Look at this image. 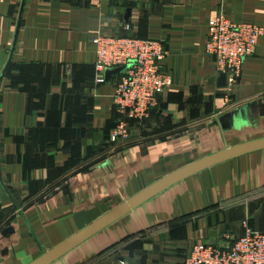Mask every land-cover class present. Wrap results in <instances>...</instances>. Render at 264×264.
Masks as SVG:
<instances>
[{
	"label": "crops",
	"instance_id": "crops-1",
	"mask_svg": "<svg viewBox=\"0 0 264 264\" xmlns=\"http://www.w3.org/2000/svg\"><path fill=\"white\" fill-rule=\"evenodd\" d=\"M219 13L264 28V0H0V264H183L264 231V36L229 86L203 51ZM98 34L167 51L171 86L117 147Z\"/></svg>",
	"mask_w": 264,
	"mask_h": 264
},
{
	"label": "built area",
	"instance_id": "built-area-1",
	"mask_svg": "<svg viewBox=\"0 0 264 264\" xmlns=\"http://www.w3.org/2000/svg\"><path fill=\"white\" fill-rule=\"evenodd\" d=\"M264 28L252 22L235 23L223 13L206 24L203 51L216 64L219 75L233 85L240 78L244 59L252 55ZM99 83H113L112 105L118 120L109 134L115 147L126 144L133 125L142 123L157 106L160 96L171 86L162 72L167 55L163 42L115 34H98L92 39ZM123 67L106 80L105 72ZM244 232L230 240L223 233L217 240L192 244L183 264H264V231L244 225Z\"/></svg>",
	"mask_w": 264,
	"mask_h": 264
},
{
	"label": "water",
	"instance_id": "water-1",
	"mask_svg": "<svg viewBox=\"0 0 264 264\" xmlns=\"http://www.w3.org/2000/svg\"><path fill=\"white\" fill-rule=\"evenodd\" d=\"M122 70H123V67H118V68H114V69H111V70H107V71L105 72L106 80H107L109 77H111V76H113V75L119 73V72L122 71ZM220 76H221V77H224V75H220ZM222 157H224V155H219L218 157L214 158L213 160L216 161V160L221 159Z\"/></svg>",
	"mask_w": 264,
	"mask_h": 264
},
{
	"label": "rangeland",
	"instance_id": "rangeland-1",
	"mask_svg": "<svg viewBox=\"0 0 264 264\" xmlns=\"http://www.w3.org/2000/svg\"><path fill=\"white\" fill-rule=\"evenodd\" d=\"M247 226H248V225H247ZM227 229H229V230H231V231H222V233L218 236V238H219L223 233H226V234L229 235V239L232 240V239L237 238V237L239 236V234H240V233H238V232H234V231H232V229H233V225H232V224L229 225V227H228ZM244 230H245V228L243 227V232H244ZM240 235H241V234H240Z\"/></svg>",
	"mask_w": 264,
	"mask_h": 264
}]
</instances>
